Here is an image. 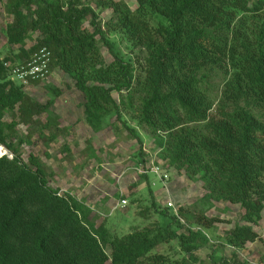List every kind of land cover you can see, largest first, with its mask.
I'll return each mask as SVG.
<instances>
[{"label":"trees","instance_id":"16d2710c","mask_svg":"<svg viewBox=\"0 0 264 264\" xmlns=\"http://www.w3.org/2000/svg\"><path fill=\"white\" fill-rule=\"evenodd\" d=\"M134 1L132 10L122 0H96L94 8L91 0H7L11 21L0 31V41L19 49L5 61L22 63L40 48L49 50L50 70L73 79L84 121L94 133L102 130L106 117L120 119L122 109L130 111L155 142L156 162L165 174H183L202 191L203 200L239 207V221L226 242L242 250L260 241L254 228L264 211V0ZM105 10L109 18L102 21ZM105 29L139 48L140 73L113 53ZM33 34L35 43L26 47ZM100 41L113 57L108 64ZM3 63L0 147L8 156H0V264H166L165 255L152 252L171 241L192 264H248L235 252L216 257L201 229L185 228L158 205L147 176L150 206L169 222L121 236L97 227L89 207L49 186L54 174L37 156L23 161L21 148L34 144V133L47 144L56 140L54 134L45 135L52 119L39 121L53 100L32 99L9 79ZM93 74L112 78L111 87L91 82ZM215 81L218 91L211 84ZM113 93L121 96L118 101ZM20 126L26 129L24 138L17 133ZM127 130L141 147L138 134ZM178 214L203 228L218 222L182 207ZM185 258L172 264H186ZM258 264H264V252Z\"/></svg>","mask_w":264,"mask_h":264},{"label":"rangeland","instance_id":"374dc122","mask_svg":"<svg viewBox=\"0 0 264 264\" xmlns=\"http://www.w3.org/2000/svg\"><path fill=\"white\" fill-rule=\"evenodd\" d=\"M96 0H91L92 8L95 6ZM119 1V0H117ZM132 10L136 8L134 0H122ZM7 0H0V31L6 24L10 23L11 16L6 13ZM86 4V2H84ZM100 18L106 21L109 18L108 11H101ZM88 27V23L84 24ZM105 31V39L112 47V51L125 61L134 64L137 73H140L139 63L137 60L142 55L139 48L128 42L126 37L119 32ZM36 34L25 40V46L30 47L35 43ZM105 63H110L113 57L108 52L107 47L98 43ZM19 46L5 45V40L0 41V62L9 63L5 59H10L17 54ZM3 63V64H4ZM91 82L102 84L105 87H111L112 78H99L97 75H90ZM73 79L63 73L61 70L54 68L50 72V76L45 81L31 87H24V91L35 101L45 104L49 100H53V106L49 108L40 118L39 121L45 124L52 119L53 126L46 132V137L55 136V142L47 144L42 139L37 140L38 132L34 133V141L32 145H24L21 148L23 161L27 163L29 154L37 156L41 162L53 172V177L49 179V186L59 191V193L72 194L76 186L80 183H93L99 186V193L96 196H88V201H98L101 206H95L96 213L95 225L105 227L109 234L121 236L131 232L134 228H152L154 226L163 228L169 220L161 217L153 212L151 208V198L146 189V183L140 169L149 167L152 161L159 165L162 172L164 167L160 162H156L157 150L152 137L141 128L134 119L133 114L125 109L120 113V119L115 115L106 117L102 122V130L94 133L86 125L84 121L83 109L81 107L82 97L73 89ZM214 89H220L219 81L211 82ZM52 88L58 96L48 89ZM113 97L118 101L119 96L113 93ZM5 121H9V117H5ZM125 125L133 129L141 138V147L136 139L132 136ZM17 133L24 138L26 129L22 126L17 128ZM89 147L95 151L91 155ZM141 148V149H140ZM8 153L3 149L0 156ZM148 177V175H146ZM167 189L169 195L160 186L157 179L150 175L153 194L157 195L156 202L161 208L166 207V203L171 200L178 209L182 207L185 212L193 215L202 213L211 218L218 220L212 228H203L194 223L189 224L185 219L181 218V223L185 228L201 229L209 239L208 247L216 250L215 256L225 255L226 258L231 257V253L235 252L237 259L247 262L248 264H258L259 257L263 254L261 241H264V211L262 219L254 230L258 233L260 241L253 244H247L242 250H232L226 242V235L233 225L239 221L241 211L238 206H232L226 203H213L203 200L202 191L199 190L192 182H190L183 174L167 173ZM99 181V182H97ZM101 186V187H100ZM137 187V189H135ZM91 195V193H87ZM100 196V197H99ZM155 198V197H154ZM87 199V198H86ZM125 200L126 205L121 209L116 205ZM91 203V204H92ZM94 205V204H93ZM148 208L147 212L145 209ZM141 213H144L143 215ZM173 229L178 232L177 226ZM109 254V248H106ZM203 251L199 256L205 258ZM153 254H162L167 257L166 264H172L175 261H182L185 258L180 251L176 241L161 244L153 252ZM186 264H192L185 258ZM203 264H207L206 260Z\"/></svg>","mask_w":264,"mask_h":264},{"label":"built area","instance_id":"2783aa9c","mask_svg":"<svg viewBox=\"0 0 264 264\" xmlns=\"http://www.w3.org/2000/svg\"><path fill=\"white\" fill-rule=\"evenodd\" d=\"M50 63H51V53L46 48H40L35 51L28 61L22 63H4L3 67L9 73V79L19 85L24 87H31L34 82H43L50 76ZM142 175H153L157 181L162 185L163 190L168 194L167 180L168 176L162 172L159 165L154 161L151 162L149 167L138 170ZM61 194V193H60ZM126 205L125 200H121L116 206L123 208ZM166 208L171 211L179 222L184 223V221L179 217L178 209L169 200L166 203Z\"/></svg>","mask_w":264,"mask_h":264},{"label":"crops","instance_id":"0c3cea01","mask_svg":"<svg viewBox=\"0 0 264 264\" xmlns=\"http://www.w3.org/2000/svg\"><path fill=\"white\" fill-rule=\"evenodd\" d=\"M149 176H148V178H149ZM149 181L151 183L150 179H149ZM97 182H99V181H97ZM153 186H154V183H151V187H153ZM160 186L162 187L161 184H160ZM98 188H99V186H95L93 183L92 184L91 183H87V184L80 183L78 186L75 187L73 195L71 194L78 201L84 203L87 207H89V209L91 210V217L94 219V222H95L96 213H98V214L100 213V211L96 210L95 206H97V205L101 206V203H99V200L96 202L93 201L94 203H92L91 201H88V196H91V197L96 196V194L99 193ZM136 189H137V187H136ZM161 190H163V189H161ZM87 193H91V195H87ZM168 195H169V191H168ZM153 196L155 197V200H156L157 195L153 194Z\"/></svg>","mask_w":264,"mask_h":264},{"label":"bare ground","instance_id":"6f19581e","mask_svg":"<svg viewBox=\"0 0 264 264\" xmlns=\"http://www.w3.org/2000/svg\"><path fill=\"white\" fill-rule=\"evenodd\" d=\"M2 150H3V148L0 147V151H2Z\"/></svg>","mask_w":264,"mask_h":264}]
</instances>
